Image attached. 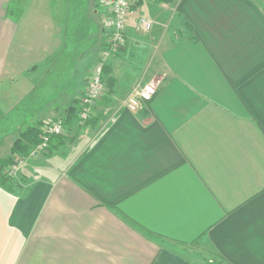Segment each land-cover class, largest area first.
<instances>
[{"label": "crops", "instance_id": "0c3cea01", "mask_svg": "<svg viewBox=\"0 0 264 264\" xmlns=\"http://www.w3.org/2000/svg\"><path fill=\"white\" fill-rule=\"evenodd\" d=\"M138 5L153 28L131 18L79 125L105 9L0 0V164L65 120L17 179L0 167V264H264V0Z\"/></svg>", "mask_w": 264, "mask_h": 264}, {"label": "built area", "instance_id": "2783aa9c", "mask_svg": "<svg viewBox=\"0 0 264 264\" xmlns=\"http://www.w3.org/2000/svg\"><path fill=\"white\" fill-rule=\"evenodd\" d=\"M105 9L102 23L107 32L106 47L100 53L99 59L93 66L87 81L84 94L79 100L78 124L84 125L92 118L97 102L107 93L105 67L110 56L127 43V27L131 18L136 20V28L142 32L152 30V19L142 15L138 0H98ZM158 92V84L154 81L140 85L128 98L126 105L132 110L142 107L145 101L151 100ZM65 132V120L55 116L45 120L40 128L39 140L25 152L6 164L3 175L8 179H17L27 163L40 154L48 151L52 138Z\"/></svg>", "mask_w": 264, "mask_h": 264}, {"label": "trees", "instance_id": "16d2710c", "mask_svg": "<svg viewBox=\"0 0 264 264\" xmlns=\"http://www.w3.org/2000/svg\"><path fill=\"white\" fill-rule=\"evenodd\" d=\"M72 121H77L78 120V110L77 109H74V113H73V115H72ZM28 133H29V131H28ZM24 134H27V132L26 133H24ZM30 134V133H29ZM38 134L36 133V131L34 132L33 131V134H32V140H31V143L32 144H35L36 142H38V140H39V138H38V136H37ZM22 145H24L23 144V142H22V140L21 139H18L15 143H14V146H13V150H14V152H18L20 149L21 150H23V151H26L27 149H28V146H25V147H23ZM6 164H8V162L7 163H5V164H3V163H1L0 164V167L1 166H5ZM3 175V174H2ZM3 178H4V180L5 181H7L8 180V178H6L4 175H3Z\"/></svg>", "mask_w": 264, "mask_h": 264}, {"label": "rangeland", "instance_id": "374dc122", "mask_svg": "<svg viewBox=\"0 0 264 264\" xmlns=\"http://www.w3.org/2000/svg\"><path fill=\"white\" fill-rule=\"evenodd\" d=\"M185 249L190 250L191 252L196 253L197 251H199V246L196 244H192V245H188V246H184Z\"/></svg>", "mask_w": 264, "mask_h": 264}]
</instances>
